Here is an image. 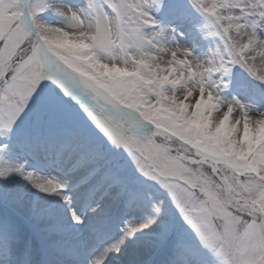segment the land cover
<instances>
[{
    "label": "snow or ice",
    "instance_id": "snow-or-ice-1",
    "mask_svg": "<svg viewBox=\"0 0 264 264\" xmlns=\"http://www.w3.org/2000/svg\"><path fill=\"white\" fill-rule=\"evenodd\" d=\"M0 264H264V0H0Z\"/></svg>",
    "mask_w": 264,
    "mask_h": 264
}]
</instances>
